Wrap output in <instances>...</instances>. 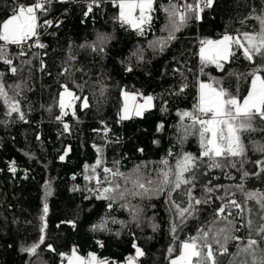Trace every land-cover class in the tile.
I'll return each instance as SVG.
<instances>
[{
	"label": "trees",
	"instance_id": "16d2710c",
	"mask_svg": "<svg viewBox=\"0 0 264 264\" xmlns=\"http://www.w3.org/2000/svg\"><path fill=\"white\" fill-rule=\"evenodd\" d=\"M17 2L31 4L34 0ZM168 2L156 0L152 26L146 28L141 36L128 26L121 27L114 19L118 9L112 6L111 0H102L101 6L94 7L87 17L83 15L86 0H53L47 14L38 13L41 24L45 19L53 21V26L38 30V39L46 47H30L34 40L29 41L23 47L28 55L16 59L20 49L15 45L9 46L14 64L19 66L25 59L32 60V64L13 76L7 71V66L0 63L6 85L24 81L22 94L17 99L21 101L28 121L18 120L16 114L6 116V108L0 101V264H62L64 261L59 253H68L73 247L83 256L92 252L109 261H124L126 256L134 254L133 233L138 245L146 252L141 264H169L166 256L169 245L173 244L169 231L173 216L165 202L167 197L130 198L133 205L143 209V222L137 227L128 209L121 207L123 201L108 208V201L98 200L88 191L95 187V183L84 179V165H91L96 159L94 144L104 145L107 166L111 167L113 161L119 160L123 172L141 163L155 167L162 158L174 163L175 155L181 152L198 155L197 137L189 136L183 143H178L177 112L191 110L198 80L207 82L210 77L221 78L224 87L234 93L239 88L240 96L246 95L250 81L238 80L235 75L229 77L227 73H245L251 67L240 50L234 49L236 55L225 65V72H218L214 65H209L202 75L199 57L195 55L198 42L203 38L217 39L226 31L235 34L237 29L254 30L258 27L256 21L247 20L241 25L240 20L252 9L258 13L264 8V0H216L214 8L206 9L201 21H190L164 52H153L149 43L164 34L161 28L166 23V15L161 6ZM13 6V0H0V16L10 12ZM98 33L111 36L102 55L81 47L94 42ZM138 50L142 51V62L132 56ZM69 56H74L75 60L69 61ZM41 59L46 65L43 72L38 70ZM129 63L133 67L132 72L125 71ZM65 67H70L71 75H60ZM176 69L180 71H174ZM182 83L188 87L183 93L174 95ZM61 84H67L81 97H89V108L81 110L82 100L76 101L77 117L74 118L69 110V115L63 118L70 125V132H64L63 124L55 119L60 112L57 99ZM77 85L83 86V90ZM102 87L103 94L100 91ZM121 89L154 96V106L142 117L133 116L118 123ZM7 91L9 95L14 94L10 88ZM49 106L51 111H48ZM256 123L257 127L264 128V123ZM158 124L164 125L160 132L156 130ZM104 125L110 132L102 138V132L93 130L102 129ZM243 140L246 152L242 167L238 163L237 168L213 169L207 177H201L202 183L197 182L193 190L195 196L204 198V184L211 179L213 185L233 186L231 190L235 199L243 203L244 195L234 185L242 182L240 177L244 171L249 173L243 180L245 188L264 191V173L256 164V161L264 160V152L258 150L264 145V132L246 133ZM140 148L144 150L142 153L137 151ZM65 149L70 151L61 161L59 157ZM169 150L173 157L167 156ZM12 162H15V173L9 171ZM97 171L102 175L99 169ZM46 183L50 185V195H46ZM211 195L212 201L199 206L197 217L178 233L177 244L187 236L195 235L197 228L213 219L215 209L223 203L215 197L224 196V189ZM45 202L49 208L45 218V244L41 245L36 256L29 257L20 249L38 240ZM230 211L236 212L235 209ZM102 219L107 221L106 230L93 231L92 226ZM113 219L117 223H112ZM67 220H74L76 227L61 223ZM149 220L158 225L157 231L153 232ZM244 232L241 229L237 235H244ZM98 240L103 247L96 243ZM47 244H52L56 251H47ZM229 251H235V242L229 245ZM220 259L221 264H227L229 258Z\"/></svg>",
	"mask_w": 264,
	"mask_h": 264
},
{
	"label": "snow or ice",
	"instance_id": "6c2138e0",
	"mask_svg": "<svg viewBox=\"0 0 264 264\" xmlns=\"http://www.w3.org/2000/svg\"><path fill=\"white\" fill-rule=\"evenodd\" d=\"M52 2L53 0H34L31 4H24L13 0L14 6L11 11L0 16V63L6 65L7 71L13 76L23 71L26 65H31L32 60H21L20 65L17 66L14 64V58L9 55V46L15 45L20 49L16 53V59L28 55L23 47L29 41L34 40V44L30 47L40 49L46 47L38 39V30L53 26V21L45 19L41 24L38 13L47 14ZM101 3L102 0H86L83 15L87 17L93 12L94 7H100ZM111 3L118 9L114 19L120 23L121 27L128 26L142 36L146 28L152 26L156 0H111ZM215 4L216 0H191V2L169 0L167 5L161 6L166 15V23L161 28L164 34L150 41L149 47L153 52H164L176 40L177 33L187 27L190 21H201L205 10L214 8ZM247 20L256 21L258 27L252 31L237 29L235 34L226 31L218 39L203 38L198 42V52L195 55L199 57L202 75L209 65H214L218 72H225V65L230 63L231 58L236 55L234 49L240 50L243 59L251 66L245 73H227L229 77L235 75L238 80L243 78L250 81L246 95L241 97L239 88L234 93L223 86L221 78L210 77L207 82L198 80L197 93L191 110L177 112L180 132L178 143H183L189 136L197 137L200 147L198 155L181 152L175 155L174 163H170L167 158H162L155 167L150 168L148 164L141 163L128 172H123L120 170L119 160L113 161L111 167L107 166L104 145L94 144L96 159L93 164L84 165V179L95 183V187L88 191L96 199L108 201V208H112L114 203L123 201L121 207L128 209L137 227H140L143 222V209L133 205L131 199H151L160 195L167 197L165 202L169 205L173 216L169 229L173 244L169 245L166 256L169 264H221V257L229 258L227 264H264V191H250L245 188L243 180L249 176L248 172H242L240 177L242 182L234 185L243 193V203L235 199V193L231 190L233 186L213 185L211 179L204 184L203 199L193 194L197 182L202 183L201 177H207L213 169L224 171L228 168H237L238 163L242 167L246 152L244 135L258 131L264 132V128L257 127L256 123L257 121L264 123V8H261L258 13L256 9H252L248 16L240 20V24L244 25ZM56 26H59V22ZM110 39V35L98 33L94 42L81 47L90 48L93 53L102 55ZM132 56L138 62L144 60L140 50L133 52ZM68 60L74 61L75 57L69 56ZM45 68L46 65L41 59L38 70L43 72ZM188 70L191 71V69ZM125 71H133L130 63L125 67ZM66 74L71 75L70 67L60 71L61 76ZM4 76L5 73L0 71V101H3L6 108L5 115L11 117L16 114L18 120L28 123L21 108V101L17 99L22 94L24 81L6 85ZM77 87L83 90V86L77 85ZM187 87L186 83H182L173 94L179 95ZM9 88L13 90V95H9L7 91ZM60 88L62 91L58 93L57 99L60 112L55 119L63 124L64 132H70V125L65 123L63 118L69 115V110L74 118L77 117L76 101L82 100L79 105L81 110L89 108V97L77 95L67 84H61ZM100 91L103 94L104 88L102 87ZM121 98L122 107L118 113V123L129 120L133 116L142 117L145 111L154 106L156 99L152 95H144L139 91L129 92L125 89H121ZM164 103L166 104L167 101ZM51 110L49 106L48 111ZM101 123L104 124L103 121ZM163 128V124H158L156 130L160 132ZM93 131L102 132V138H104L107 137L110 129L104 125L102 129ZM36 138L39 139V135ZM105 143H107L106 140ZM258 150L264 152V145L259 146ZM69 151L70 149H65L59 159L63 161ZM137 151L142 153L144 150L140 148ZM173 155V152L169 150L167 156L173 157ZM237 158H240L239 161ZM256 164L260 167L261 173H264V160L256 161ZM98 169L102 175L98 174ZM9 171L16 172L15 162L9 165ZM225 175L231 178L227 172ZM45 188L46 195H50V185L46 183ZM222 188L224 196H216L215 199L222 200L223 203L215 209L213 219L197 228L195 235L187 236L177 244L178 233L184 230L190 220L197 217L200 211L199 206L209 204L213 199L211 194ZM230 209H235V214ZM48 211V204L45 202L40 216L42 223L38 240L20 249L29 257L36 256L38 249L45 244L47 228L45 218ZM61 223H66L72 228L76 227L74 220L61 221ZM112 223L117 221L113 219ZM120 223L123 224V222ZM106 226L107 221L102 219L99 224L92 226V230H106ZM149 226L153 232L158 229V225L151 220H149ZM241 229L245 230L244 235H237ZM133 236L134 254L126 256L124 261H109L107 258H99L92 252L82 256L78 254L75 247L70 250V253H59V256L62 261H66V264H141V259L146 256V252L136 242L134 233ZM232 242H235L234 252L229 251V245ZM96 243L100 247L104 246L99 240ZM47 251L55 252L56 249L52 244H47ZM174 253L178 254L173 255Z\"/></svg>",
	"mask_w": 264,
	"mask_h": 264
},
{
	"label": "rangeland",
	"instance_id": "374dc122",
	"mask_svg": "<svg viewBox=\"0 0 264 264\" xmlns=\"http://www.w3.org/2000/svg\"><path fill=\"white\" fill-rule=\"evenodd\" d=\"M218 39V38H217ZM72 90V89H71ZM62 91V90H61ZM73 91V90H72ZM129 92H132V91H129ZM142 102V101H141ZM121 107H122V105H121ZM68 253H70V251L68 252ZM78 254H80L79 252H78ZM81 255V254H80ZM83 256V255H82ZM62 264H66V261H64Z\"/></svg>",
	"mask_w": 264,
	"mask_h": 264
},
{
	"label": "built area",
	"instance_id": "2783aa9c",
	"mask_svg": "<svg viewBox=\"0 0 264 264\" xmlns=\"http://www.w3.org/2000/svg\"><path fill=\"white\" fill-rule=\"evenodd\" d=\"M176 2H181V0H176Z\"/></svg>",
	"mask_w": 264,
	"mask_h": 264
}]
</instances>
